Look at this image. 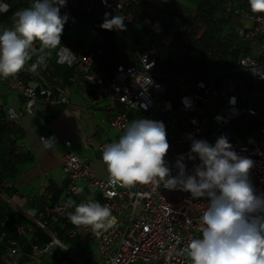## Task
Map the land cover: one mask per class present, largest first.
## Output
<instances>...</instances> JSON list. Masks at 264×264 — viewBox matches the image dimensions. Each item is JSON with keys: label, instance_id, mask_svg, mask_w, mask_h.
I'll list each match as a JSON object with an SVG mask.
<instances>
[{"label": "built area", "instance_id": "built-area-1", "mask_svg": "<svg viewBox=\"0 0 264 264\" xmlns=\"http://www.w3.org/2000/svg\"><path fill=\"white\" fill-rule=\"evenodd\" d=\"M0 2L7 3L6 0ZM141 2L65 0L60 7V13L68 17L63 32L83 25L95 45L86 48L66 41L64 35L61 37V47L69 49L75 59L58 62V50H54V57L47 59V67L38 69V72L52 73L56 65H68L74 68L72 82L78 83L82 89L88 84L95 86L96 97L88 98L91 103L118 101L127 109L134 110L135 119H131L129 112H121L110 120L109 126L121 135L133 120L162 122L170 145L165 156L170 177L179 176L181 165L185 176L195 174V168L201 161L198 155L191 152L194 140H203L215 146L219 137H226L231 151L253 161L249 179L255 194H264V14L253 13L250 7L240 5V0H225V12L237 16L239 20L234 29L236 40L233 48L237 49L243 40L250 46L249 52H240L229 69L209 67L202 70L184 66L175 73L166 74L157 72L159 58L156 47L141 50L138 60L130 61L100 40L99 27L78 15V12L93 14L99 8L106 9L108 19L115 14L125 18V30L121 32L129 34L133 28V8ZM177 31L175 21L169 27V32L174 35ZM153 34L151 30L147 36ZM36 47H39L38 43ZM212 52V49L208 51L209 54ZM108 56L113 67L111 75L105 78L100 68ZM0 79L25 97L20 110L12 107L5 110L6 120L12 126L18 125L24 114H35L39 103H70L69 94L64 88L49 84L37 88L27 83L20 72ZM55 80L60 78L55 77ZM243 117L255 121L253 131L245 135L237 128V121ZM40 140L48 149L60 145L66 147L63 171L67 179V193L79 195L82 185L95 188L103 199L100 201L91 196L92 199L108 206L115 217V225L99 235L83 225H74L68 230L69 236L75 237L86 231L90 238L96 240L101 257L95 264H191L186 245L194 238H202L199 218L210 202L208 197L194 198L190 192L169 190L156 183L138 184L130 188L113 187L109 183V175L98 176L91 163L72 150L71 139L49 133L41 135ZM46 141H51L53 145L46 146ZM113 141L118 139H103L97 149L102 151L105 144ZM10 186L11 181H0V199L8 198L7 189ZM87 199L83 197L74 204L86 202ZM72 211L74 207H67V203L44 205L33 210L35 226L46 230L51 238L41 245L33 235L32 228L19 225L17 231L27 236L30 243V250L22 264H44V257L53 254L57 247L65 254L62 264H68L73 259L85 264L51 229L52 224L62 219L70 221L68 214ZM1 243H5L6 249L0 264H21L23 253L16 241L9 238L7 230H0Z\"/></svg>", "mask_w": 264, "mask_h": 264}, {"label": "clouds", "instance_id": "clouds-1", "mask_svg": "<svg viewBox=\"0 0 264 264\" xmlns=\"http://www.w3.org/2000/svg\"><path fill=\"white\" fill-rule=\"evenodd\" d=\"M253 13L264 14V0H248ZM65 0H33L30 6L14 13L11 28L0 32V78L7 79L24 70L47 67L49 50H58V62H71L75 56L61 47L67 15L60 14ZM9 5L0 2V13ZM101 24L105 30H125L124 17L116 15ZM39 44L37 48L36 45ZM48 147L53 144L46 141ZM165 125L149 119L133 120L118 141L103 146L102 161L111 186L130 188L156 183L169 190L190 192L192 197H208L210 202L199 218L202 238L186 245L191 264H264V194L256 195L249 179L253 161L231 151L221 136L215 146L194 140L191 152L201 164L194 175L185 176L183 165L178 177H170L165 156L169 150ZM68 219L73 225L90 227L97 235L116 223L111 209L89 197L74 204Z\"/></svg>", "mask_w": 264, "mask_h": 264}, {"label": "crops", "instance_id": "crops-1", "mask_svg": "<svg viewBox=\"0 0 264 264\" xmlns=\"http://www.w3.org/2000/svg\"><path fill=\"white\" fill-rule=\"evenodd\" d=\"M244 2L248 4V0H241V3ZM141 3V17L152 24L146 32L143 31L144 36H140L139 42L137 43L141 44L151 37L147 36L149 31L156 30V34L158 35L156 25L152 23L154 18L157 17L160 18L161 23L168 29L167 34L172 35L169 32L170 25L165 20L170 17L165 13V10L168 8H178L179 5L193 10L196 4L195 0H143ZM72 5L75 6V4ZM22 9L20 8L19 10ZM234 19L237 21L238 17L234 16ZM175 21L173 20V22ZM13 23L14 14L5 22L0 21V32L4 28L13 27ZM237 23L234 24V28ZM151 26H153V29H151ZM133 29L134 26L132 31ZM165 38L167 36L163 40ZM65 40L68 42H76L86 48L95 45L93 38L87 30H84V33L78 38L65 36ZM136 41H133L134 44H136ZM240 43L241 47L243 44H247L243 40ZM135 54V58H131V56L128 60L137 61L139 53ZM48 57H54V50H49ZM34 60L33 58L32 61H29L25 69L20 71L25 81L37 88H43L46 84L55 88L62 87L68 92L70 103H39L37 112L31 115L24 114L19 124L16 125V129H13L11 133V138L18 145L20 161L11 160L7 162V165L15 166L16 171L15 175L11 178V186L7 189L8 198L0 199V230H7L9 238L16 241L17 246L23 253L21 258H26V254L30 250V243L27 236L17 231L19 225L32 228L33 235H35L37 242L41 245L51 238L46 230L35 226L32 219L34 218L33 210L35 208L50 204L67 203L69 200L74 202L81 200L83 197L89 198L95 196L100 201L103 199L97 189L88 185H82V190L79 195L68 194L66 190L67 179L63 171V159L67 149L64 145H60L55 149H48L40 140V136L55 133L60 138L71 139L73 141L72 150L81 158L89 161L98 176L107 177L109 173L106 165L102 161V151L98 150L97 146L103 139L117 140L121 136L117 130L109 126L110 120L117 113L129 112L131 119L136 118V112L127 109L121 102L104 100L98 104L91 103L88 98L96 97V88L88 84L85 86L86 88L82 89L78 83L72 82L73 67L56 65L52 73H39L37 70V74L28 70V66ZM223 60L224 62L221 61L218 63L219 66L214 68L229 69L236 61L232 55L229 57L225 55ZM111 64L112 62L109 56L106 57L100 68L104 69V72L101 74L105 78L111 75ZM55 77H59L60 80H55ZM24 102L25 97L23 94L12 89L5 80L0 79V124L6 121L5 110L7 108L12 107L20 110ZM10 126L12 125L10 124ZM2 136L0 138L3 141L10 139L7 131H4ZM18 208L20 210H17ZM73 226L67 219H62L60 222L52 224L51 229L57 237L69 245L73 252L82 259L83 263L95 264L101 257V255L99 258L96 257L97 253L100 254L96 240L90 238L86 231H82L80 235L75 237L69 236L68 230ZM0 245H5V243H1ZM64 259L65 254L63 250L57 247L53 254L44 257V264H62ZM68 264L80 263L73 259Z\"/></svg>", "mask_w": 264, "mask_h": 264}, {"label": "trees", "instance_id": "trees-1", "mask_svg": "<svg viewBox=\"0 0 264 264\" xmlns=\"http://www.w3.org/2000/svg\"><path fill=\"white\" fill-rule=\"evenodd\" d=\"M6 2L9 5V10L5 13H0L1 22L8 20L20 8L30 6L33 0H6ZM195 2L193 10L180 5L178 8H168L165 10V13L170 17V21L174 23L173 20H176L178 24V31L170 41L163 40L168 35V29L161 23L160 18L157 17L154 18L152 23L156 25L158 35L155 38H149L143 44L137 43L140 36H144L143 31L146 32L149 26L152 25L145 18L141 17L142 3L133 8L134 29L131 34H125L117 29L109 31L101 28V24L104 21L96 15L81 12H78V15L82 20L91 21L101 29L103 39L100 40L108 47L119 54H121L120 50L124 52L125 50H129L125 52L126 54H121L126 59L131 56V58H135V53H139L141 50L156 47L159 65L163 67L165 64H168L166 74L175 73L179 68L184 66H191L202 70L209 67H218V63L224 62L223 57L225 55L227 57L232 55L233 59L236 60L241 50L245 53L249 52V46L246 43L242 47L240 43L237 49L233 48L236 40L234 24L239 21L238 19L235 21L234 15L225 12V0H195ZM239 4L249 7V3H241V0ZM60 14L64 16L62 13ZM202 24H204L206 30L200 37ZM63 36L64 32L61 37ZM134 40H137L136 44H134ZM210 49L213 50L212 54L208 53ZM111 65L113 67V63ZM103 72L104 69H100V73ZM6 121L0 124V137H3L2 133L7 131L10 139L3 141L0 138V181H11V178L15 175V166H9L7 162L11 160L20 161L17 142L11 138V133L13 129H16V126H10ZM237 128L244 135L251 133L255 128V121L252 118L243 117L237 121ZM5 249V245H0V261ZM25 260L26 258L22 257L20 263L22 264Z\"/></svg>", "mask_w": 264, "mask_h": 264}, {"label": "rangeland", "instance_id": "rangeland-1", "mask_svg": "<svg viewBox=\"0 0 264 264\" xmlns=\"http://www.w3.org/2000/svg\"><path fill=\"white\" fill-rule=\"evenodd\" d=\"M68 4L69 5H71L72 6V4L71 3H69L68 2ZM105 14H108V10H106V9H103V8H99L97 11H95L94 13H93V15H96V16H98V17H101L102 18V20L104 21L105 20V18H106V15ZM166 21H167V23L171 26L173 23L170 21V18L168 19V18H166L165 19ZM244 23L245 24H247V22H245L244 21ZM153 26H151V29H153L152 28ZM201 27H202V31H201V33H200V37L204 34V32H205V30H206V27L204 26V24H202L201 25ZM82 28V29H81ZM155 29V28H154ZM84 30H86V28L83 26V25H77V26H75V27H72V28H69L68 30H67V32L66 33H64V35L65 36H72V37H75V38H78L80 35H82V33H84ZM156 30L154 31V34H153V36H151L152 38L154 37H156ZM150 37V38H151ZM173 37V35H167V38H165L164 40L165 41H170L171 40V38ZM100 39H103V35H101L100 34ZM129 50H125V52H128ZM124 51H122V50H120V53L122 54V55H124V54H126ZM167 69H168V64H165V66H163V67H161L160 65L158 66V68H157V72L158 73H165V72H167ZM96 257H100V254H96ZM140 264H142V263H140Z\"/></svg>", "mask_w": 264, "mask_h": 264}]
</instances>
